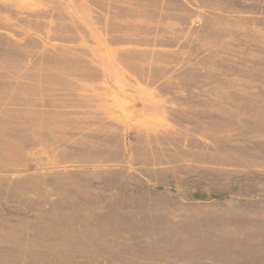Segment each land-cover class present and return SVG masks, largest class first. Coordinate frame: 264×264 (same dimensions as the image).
<instances>
[{
	"label": "rangeland",
	"instance_id": "obj_1",
	"mask_svg": "<svg viewBox=\"0 0 264 264\" xmlns=\"http://www.w3.org/2000/svg\"><path fill=\"white\" fill-rule=\"evenodd\" d=\"M0 264H264V0H0Z\"/></svg>",
	"mask_w": 264,
	"mask_h": 264
}]
</instances>
